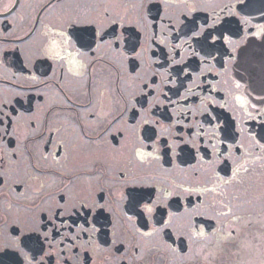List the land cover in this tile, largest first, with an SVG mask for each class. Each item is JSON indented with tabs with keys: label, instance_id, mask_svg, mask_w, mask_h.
Segmentation results:
<instances>
[{
	"label": "flooded vegetation",
	"instance_id": "flooded-vegetation-1",
	"mask_svg": "<svg viewBox=\"0 0 264 264\" xmlns=\"http://www.w3.org/2000/svg\"><path fill=\"white\" fill-rule=\"evenodd\" d=\"M41 5L50 6L42 10ZM101 6L108 9L106 19L100 15ZM157 10L163 18L155 21L158 46L147 42L152 29L137 25V50L142 53L137 71L146 80L153 73L158 74V87L148 97L150 102L155 97L163 101V90L177 104L173 107L162 103L155 116L142 110L137 120L156 119L167 108L173 120L193 126L203 124L204 136L203 144L192 137L196 147L191 149V159L177 150L171 165L159 161L141 165L132 156V148L138 143L142 128L132 125L130 112L99 140L80 139L79 135L80 123L95 137L116 117L123 108L121 94L130 102L134 95L141 98L137 95L141 92L140 81L130 74L132 61L104 46L97 56L105 59L90 67L91 76L73 79L58 62L43 58L41 33L50 22L67 26L71 20L93 18L102 21L97 30L104 27L110 32L117 28L112 20L123 16L121 23L135 24L141 15L151 18ZM193 21L197 25H215V30L206 28L205 35L209 31L219 35L220 29L230 28L232 31L226 33L231 36L230 41H217L208 49L212 55L207 56L200 46L203 36L190 39L191 33L185 27ZM31 28L37 31L26 37ZM262 29L264 0H0V106L6 104L3 111L12 113L10 120L5 116L4 124H0V264H38L41 257L43 264H64L65 260L68 264H264V71L249 72L247 51L264 48ZM120 31L117 28V34ZM165 31L167 34L163 35ZM161 39L163 44H159ZM157 60L159 64L147 67L150 61ZM173 60L180 63L173 64ZM186 66L193 73L191 79L183 73L177 76V70ZM169 78L171 83H164ZM181 80L192 88L191 95L185 88H180L179 96L173 95ZM58 85L63 86V91ZM181 96H188V100L182 101ZM237 97L243 98V106ZM206 109L230 126L232 139L221 143L223 132L213 135L217 121L209 122ZM185 110H191L192 115ZM90 113L96 118L91 119ZM167 124L165 121V127ZM156 130L168 135L171 143L177 128L170 129L171 135L162 132L160 126ZM121 131L123 138L119 136ZM181 134L188 139L186 131ZM112 135L120 141L119 146L114 147ZM49 139L51 143L47 144ZM57 141L78 144V152L71 153L66 145L67 160L64 153L54 156ZM201 154L205 159H200ZM101 161L108 169V180L101 184L93 179L89 183L81 172ZM118 168L126 171L129 183L146 185L143 191L153 193V199L160 202L161 207L147 219L138 215L139 209L131 208L125 199L126 188L118 182ZM237 169L238 174L233 176ZM189 188L215 191H183ZM61 194L65 196L63 202L59 199ZM81 201L92 209L90 214L79 208ZM60 203L64 204V214L57 219V228L60 219H65L68 223L74 220V228L83 224L88 229L86 235L79 233L78 252L67 242L62 243L68 228L54 238L49 232V238L44 239L42 221L53 216ZM73 204L77 214H71ZM225 206L240 217L238 222L234 223L232 216L218 215L226 210ZM169 212L173 214L171 224L164 228L160 221L169 219ZM194 225L203 226L206 235L190 236ZM152 229L161 230L150 237L141 235ZM232 229L234 241L228 237ZM20 233L24 235L18 240ZM39 246L43 251L34 252L33 248ZM117 248L121 250L116 251ZM33 255L35 260L31 259ZM141 255L143 260L138 259Z\"/></svg>",
	"mask_w": 264,
	"mask_h": 264
},
{
	"label": "snow or ice",
	"instance_id": "snow-or-ice-1",
	"mask_svg": "<svg viewBox=\"0 0 264 264\" xmlns=\"http://www.w3.org/2000/svg\"><path fill=\"white\" fill-rule=\"evenodd\" d=\"M16 3H19V0H16ZM50 5H41V9H45L49 7ZM11 7V6H10ZM193 11L195 9H192ZM100 15H102L105 19L108 17L109 12L106 7L101 6V12ZM160 18L159 10H157L156 15L149 18L146 14L141 15L138 17L135 24H132L131 22L125 21L124 23H121L120 20H123L124 17L121 16L120 20H112L111 23L116 25L117 28L121 29L119 34H117V28H113L110 32L105 31L104 27H101L99 30H97V24H102L101 20H98L97 18L88 19L84 21H80L79 19L71 20L68 22L67 26L61 23H49L44 25V31L41 33V51L42 56L46 60H52L59 63V66L62 70H64L65 74L73 79H79L82 78L84 75L91 76L90 73V67L94 66L95 63L105 59L104 57L97 56V52L104 46H108L109 48L113 49L117 52L119 56H123L125 60L132 61L131 65V72L130 74L133 75L134 79H137L140 81V88L141 92L138 93L141 98L136 99V96H133L132 101L130 102L127 97H125L123 94H121V101L123 103V108L119 112V114L114 117L111 121H109L97 134L95 137L89 135V132L85 125L83 123L79 124V127L81 129L80 132V139H84L87 137L89 141L99 140L101 137L108 135L110 133V130L112 129L113 125L120 119L124 117L126 113L130 112V121L133 126H136L139 124V126L142 128V135L138 138V143L135 144L132 148V156L135 160H137L141 165H150L152 161H159L161 164H169L172 163V158L178 154L177 150L184 152L186 159L193 158V151L191 149H195L196 143L193 141L192 137L195 136L197 141L200 144H203V136H204V129L203 124H199L198 126H193L192 124H183L180 119L173 120L172 113L168 112L167 108H165V111L161 113V117H158L156 119L148 120L143 119L138 121L137 117L141 116L142 110L144 114H150L152 116L156 115V110L159 109L160 105L162 103L170 104L173 107L176 106L177 101L172 100V98L168 95L167 91L161 90V95L163 96V101L159 99V97H155L153 101H149L148 97L153 96L156 92V88L158 85L156 84V79L158 77V74L153 73L152 78L150 80L143 79L141 76V73L137 71L138 68H140V64L138 63L139 58L141 57V51H138L139 45V30L137 29V25L142 27L143 29H152L151 36L148 37L147 42L158 46L157 42V25L155 23L156 19ZM36 23H39V20L36 21ZM169 24H171V19H169ZM185 27L187 28L188 32L191 33L190 39L197 38L203 36V41L200 42L201 49L206 52L207 56H211L212 52L208 51V49L215 46L217 41H222L224 43H228L231 39L230 35H226V33H230L232 30L230 28H222L219 30V35H213L211 31L208 32L207 35H205L206 28H212L215 30V25L206 26L204 24L197 25L194 21L191 24H186ZM137 29V30H133ZM36 28H31L28 30L27 33H25V36H29L31 33L36 32ZM261 31H264L262 29ZM125 32L127 35H125ZM167 32L165 31L163 35H166ZM257 35H260V33H257ZM211 41V43H209ZM163 40L161 39L159 41V44H163ZM122 45H126V47H122ZM154 54V52H153ZM178 55V53H177ZM194 55H199V53H194ZM159 64L160 62L157 61H150L147 65L148 68L151 67V64ZM173 64L180 63V61H172ZM181 73L184 74V76L188 77L189 79L192 78L193 73L188 69L186 66L185 68H181L177 70V76H179ZM146 74V72H145ZM170 75V74H169ZM201 76H203V73H201ZM36 79V78H34ZM41 85H43V81H40ZM166 84L171 83V79H167L164 81ZM203 83V81H202ZM89 85H91V80H89ZM211 85H209L210 87ZM58 88H60L61 91H63V86L58 85ZM180 88H185L186 92L191 95L192 94V88L186 87L184 84V81L181 80L179 87L176 88L175 92H173V95L179 96L180 94ZM117 90L119 91V87L117 85ZM168 91H172L171 88L168 89ZM180 99L182 101H187L188 96H181ZM241 106L244 104V100L241 97L236 98ZM208 103H211V97L208 98ZM3 107H6V104L3 106H0V124H4V117L7 116L9 120L11 119L12 113H5L3 111ZM207 114L210 117L209 122L211 123L212 120H216L217 123L215 124V131L213 132V135H218L221 131L223 132V138L221 143H224L225 141L232 139V132L230 126H225L222 121H219V118L217 116H213L211 114V110L206 109L205 110ZM185 113L187 115H192L191 110H185ZM91 119H95V114L90 113L89 114ZM76 119L79 121V113L76 114ZM167 121V127H165L164 122ZM157 126H160V129L162 132L170 133V129L177 128V131L174 135H171V143H169V136L168 135H161L157 132L156 128ZM178 126V127H177ZM186 131V135L188 139H185V135L181 134L182 132ZM119 136L121 138L124 137V133L121 131L119 132ZM111 139L115 142L114 147L120 145V141L116 139L115 135L111 136ZM262 140H264V137H261ZM47 144L51 143V140L46 141ZM211 143V141H209ZM257 143H260L258 140ZM66 145L70 146V151L73 154H76L78 152V144L72 143L70 141H57V150L54 153V156L59 157L62 153L65 154V159H68V154L65 153V147ZM213 147H215L213 145ZM189 150H185V149ZM228 145L225 144V151L227 150ZM239 146L237 145V149ZM216 152L220 155H223V153L220 152L219 148H216ZM209 158L211 154L209 153ZM47 159V156L44 157ZM167 158V159H165ZM201 160L205 159V155L201 154L200 157ZM59 162V161H57ZM247 169H245L246 171ZM239 172V169L233 172V176L237 175ZM116 174L118 177V182L124 183L126 188L125 193V199L127 200L129 206L131 208H138L139 213L138 215L144 216L145 219L148 218L150 214L155 213L158 208L161 207L160 202L158 200L153 199V193H145L143 191L144 187H147L146 185H137L135 183H129L127 181V173L124 169H116ZM81 175H86L89 178V183L93 179H95L97 182L103 184L105 181L108 180L109 172L107 167L104 165V163L101 161L98 164H92L89 166V168L86 171H82ZM223 180V177L220 178ZM2 177H0V183H2ZM224 183H228V181H224ZM154 189V186H151ZM183 191L186 192H214L215 188H204V189H183ZM168 197H171L172 193L169 192ZM60 201L63 202L65 200V196L63 194L59 197ZM104 196L103 193L100 195V200H103ZM98 207L100 209L104 208L103 204H98ZM189 208L192 207L191 204L188 205ZM80 209H87L88 213L90 214L92 212V209L89 208L87 205L83 203V201L80 202L79 205ZM73 212L71 214H77L76 213V205H72ZM224 211H221L218 213V215L223 217L232 216V221L234 223L238 222L240 220V217L233 215V209L231 207L225 206ZM64 214V204L60 203L58 206V210H56L51 217H45L42 223L44 224V227L46 231L44 232V239L47 240L49 238V232L52 233L53 238L57 235H60V231L64 228L70 229V231L65 232L64 236L62 237V243L67 242L70 247L75 252L79 251V247L76 244V241L79 240V233L87 234L88 229L84 227L83 224L79 225L78 229L74 228L75 221H71V223H68L65 219H60V227H56V221L58 218H61ZM70 214V215H71ZM169 216V219L162 220L160 222L163 223L164 228H168L171 224V217L172 213H167ZM70 218V216H69ZM85 223H87V217L84 218ZM128 219H133L132 216H128ZM49 225H51V228H49ZM95 231H99L98 228L95 227V225L92 226ZM161 229H152L150 231H143L141 232V235L150 237L154 234L156 231H160ZM139 231V229H138ZM234 229L230 230L228 233V237L232 238L233 241L235 240L234 236ZM73 232H76V235H73ZM23 233H20L16 238L19 240L23 236ZM190 236H194L197 238H202L206 235V231L203 226H193L192 229L189 231ZM227 242V241H226ZM25 246L28 245V241H24ZM123 245H121L122 247ZM120 248H117L116 251H120ZM33 251H43L42 246L34 247ZM47 256L51 257V253H47ZM87 256V254H86ZM32 260H35V255L32 256ZM138 259L143 260V256H139ZM44 257H41V260L38 262V264H43ZM64 264H68V261L65 260ZM126 264V262H124Z\"/></svg>",
	"mask_w": 264,
	"mask_h": 264
},
{
	"label": "water",
	"instance_id": "water-1",
	"mask_svg": "<svg viewBox=\"0 0 264 264\" xmlns=\"http://www.w3.org/2000/svg\"><path fill=\"white\" fill-rule=\"evenodd\" d=\"M264 48H250L248 49V62L250 70V73H257V72H263L264 71V55H261Z\"/></svg>",
	"mask_w": 264,
	"mask_h": 264
},
{
	"label": "rangeland",
	"instance_id": "rangeland-1",
	"mask_svg": "<svg viewBox=\"0 0 264 264\" xmlns=\"http://www.w3.org/2000/svg\"><path fill=\"white\" fill-rule=\"evenodd\" d=\"M262 206H263V204H262ZM261 245H262L263 255H264V238L262 239V243H261Z\"/></svg>",
	"mask_w": 264,
	"mask_h": 264
}]
</instances>
